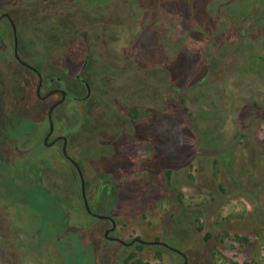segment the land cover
<instances>
[{
    "label": "rangeland",
    "instance_id": "374dc122",
    "mask_svg": "<svg viewBox=\"0 0 264 264\" xmlns=\"http://www.w3.org/2000/svg\"><path fill=\"white\" fill-rule=\"evenodd\" d=\"M0 10L46 79L68 64L79 99L56 109L55 129H70L87 200L115 217L117 237L162 241L187 264H264V0H0ZM9 31L0 21L4 46ZM12 61L0 53V264H124L131 253L181 264L162 245L103 239L74 169L42 146L48 100Z\"/></svg>",
    "mask_w": 264,
    "mask_h": 264
},
{
    "label": "flooded vegetation",
    "instance_id": "af4514ba",
    "mask_svg": "<svg viewBox=\"0 0 264 264\" xmlns=\"http://www.w3.org/2000/svg\"><path fill=\"white\" fill-rule=\"evenodd\" d=\"M2 13H7L9 15V17L2 16L0 18V21L6 20V22L8 24V28L10 31H9V39H8V42H6L5 46L2 43V41L5 40V37L0 32V42L2 43L0 46V53H1V55L10 54L12 56V60H13L12 62L14 63L13 65L22 66L28 71L27 83H29L31 86L34 87V92H33L34 99H38L41 101L48 100V108H47L46 114H44L45 115V117H44L45 126H44L43 130L41 129V134H40V138H42V140H41L42 146L55 148L56 150L60 151L63 159L74 169V171L77 175V178L79 180V187H80V177H79L78 172L76 171L71 160L63 154V147H64L68 156L78 164V162L70 155V153L68 151L67 134L70 132V129H68L66 127H62L60 131H56V129H55V116H56L55 111H56V109L68 100L70 101L71 99H79V97L74 96V94L69 89H67V87L64 84V79H65L64 77L68 76L67 75L68 64L62 66L61 75L49 76V78L46 79V76H43L39 67L31 64V62L29 60L21 57V53L19 51L17 24H16V21H15V18L13 16L12 12L10 10L9 11L0 10V14H2ZM11 21L15 25V32L13 31ZM15 36L17 38V54H18V57L15 55V41H14ZM6 50H7V52H6ZM87 64H88L87 58L83 59L81 64L79 63V65H78L80 67L79 72H81V70H83L87 66ZM74 79H76L77 82L83 88H85L86 92L89 93V91L91 89L88 85L87 80L85 78H83L81 74H79V73L75 74ZM37 88H39L38 92H37ZM82 98H84V96L81 97V99ZM53 105H55V106L52 109V114H51L52 129H50V121H49V118L47 116V112H48L49 108ZM78 166H79V164H78ZM79 168H80V166H79ZM80 170H81V168H80ZM83 180H84V177H83ZM105 182L107 184H109L110 181L106 180ZM84 189H85V183H84ZM99 189H101V186L99 187ZM36 194H37V196L39 195L38 193H36ZM80 198H81V201L83 204V211L84 212H86L90 216L96 218V220H98V221L99 220L106 221V227L103 229V239H106V240L110 241L111 243H120V244H123L126 246L130 245V244L121 243L118 240H116V238H119L114 233L117 224L115 225V228L113 230H109L107 232V234H105V231L111 227V221L107 217L106 218H99V217L92 215L89 212H87V210L85 209V206H84V201H83V197L81 194V189H80ZM85 198L87 200L86 192H85ZM94 202L95 201L90 202L87 200L88 206H89L90 210L92 211V213L98 214V215L100 214V215L110 216L116 222L115 217H113L112 215L107 214V213H99V211L96 210V206H95ZM119 239H121V238H119ZM121 240H123V239H121ZM153 241H155V240H153ZM125 242H129V241H125ZM181 257H182V263L181 264H183L186 258L182 255H181ZM184 264H187V260L185 261Z\"/></svg>",
    "mask_w": 264,
    "mask_h": 264
},
{
    "label": "water",
    "instance_id": "95a60500",
    "mask_svg": "<svg viewBox=\"0 0 264 264\" xmlns=\"http://www.w3.org/2000/svg\"><path fill=\"white\" fill-rule=\"evenodd\" d=\"M2 16H7V17H9V15H8L7 13H2V14H0V18H1ZM11 25H12L13 31L15 32V25L13 24L12 21H11ZM14 41H15V55L18 57V54H17V38H16V36H15V38H14ZM38 89H39V88H37V92H38ZM54 106H55V105L51 106V107L49 108L48 112H47V116H48L49 121H50V129H52L51 114H52V109H53ZM63 154H64L67 158H69V159L71 160V162L73 163V165H74L76 171H77L78 174H79V177H80V189H81V194H82L83 201H84V206H85V209L87 210V212H89L90 214L95 215V216H97V217H99V218H106V217H107V218L111 221V227L105 231V234H107V232H108L109 230H113V229L115 228V225H116L115 220H114L112 217H110V216H105V215H100V214L98 215V214H94V213H92V211L90 210V208H89V206H88L87 200H86V198H85V189H84L83 174H82V172H81V170H80L78 164L68 156V154L66 153V150H65L64 147H63ZM116 240H118L119 242L124 243V244H132V243L135 242V241L138 242V243H141V244H158V245H162V246H164V247H168L169 249H171V250H173V251H175V252L181 254L182 256H184V254H183L182 252H180L179 250H177V249H175V248H172V247H169L166 243H164V242H162V241H159V240H155V241H146V240H143V239H141V238H133V239H131L129 242H125L124 240H121V239H119V238H116ZM185 261H186V259H185ZM185 261H184V263H185ZM184 263H183V264H184Z\"/></svg>",
    "mask_w": 264,
    "mask_h": 264
},
{
    "label": "trees",
    "instance_id": "16d2710c",
    "mask_svg": "<svg viewBox=\"0 0 264 264\" xmlns=\"http://www.w3.org/2000/svg\"><path fill=\"white\" fill-rule=\"evenodd\" d=\"M134 254L131 253L129 254L125 260H124V264H149L148 262H142L140 259H134L132 260Z\"/></svg>",
    "mask_w": 264,
    "mask_h": 264
}]
</instances>
